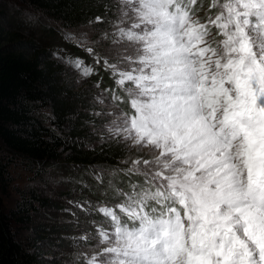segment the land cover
Returning a JSON list of instances; mask_svg holds the SVG:
<instances>
[{
  "label": "snow or ice",
  "instance_id": "snow-or-ice-1",
  "mask_svg": "<svg viewBox=\"0 0 264 264\" xmlns=\"http://www.w3.org/2000/svg\"><path fill=\"white\" fill-rule=\"evenodd\" d=\"M66 39L112 81L91 131L139 153L79 264H264V0H111Z\"/></svg>",
  "mask_w": 264,
  "mask_h": 264
},
{
  "label": "trees",
  "instance_id": "trees-1",
  "mask_svg": "<svg viewBox=\"0 0 264 264\" xmlns=\"http://www.w3.org/2000/svg\"><path fill=\"white\" fill-rule=\"evenodd\" d=\"M37 8L55 17L63 28L86 24L105 11L111 0H30ZM1 14V13H0ZM53 34V33H52ZM51 34V35H52ZM32 42L4 43L0 37V191L8 186L5 154H15L35 162L62 159L67 167L81 171L116 169L126 156L124 147L101 141L91 131L93 110L82 92L60 79L62 72L50 54L32 49ZM75 50L76 48L73 47ZM46 107L53 126L62 135L50 133L38 109ZM67 129L64 130V126ZM97 124V128H98ZM122 177V181L126 178ZM33 201L49 206V200ZM31 200L6 211L0 198V264H48L46 248L63 246L64 226L33 222ZM29 226L22 237L12 223ZM58 241H55V240ZM57 264V263H52Z\"/></svg>",
  "mask_w": 264,
  "mask_h": 264
},
{
  "label": "rangeland",
  "instance_id": "rangeland-1",
  "mask_svg": "<svg viewBox=\"0 0 264 264\" xmlns=\"http://www.w3.org/2000/svg\"><path fill=\"white\" fill-rule=\"evenodd\" d=\"M0 13V37L4 43L32 42V49L47 51L51 59L58 63L62 72L60 79L73 87L74 91L82 92L92 109L99 110L103 107L93 103L97 92L93 85L101 81L102 88L110 87L112 81L108 75L99 70V75H92L87 82H83V78L73 71L69 63V58H79L84 64L93 65L88 52L77 47L74 40L66 39L71 33L84 29L85 24L63 28L55 17L37 8L30 0H0ZM103 27L96 26L95 31L91 32V42L99 39ZM38 110V116L50 128V133L62 135L60 130L53 126L48 108L42 107ZM67 128L65 125L63 129ZM124 151L126 156L123 159L129 156L135 158L139 154L125 147ZM62 161L56 159L40 163L15 154H5L8 186L5 192L0 191V198L6 211L15 210L19 203L31 200L30 217L33 222L44 221L64 226L66 231L62 232L63 246L45 249L48 252V264H79V254L91 252L89 244L85 243L83 238L93 235L95 229L106 223L96 210L105 206L112 207L115 203V189L119 187L127 190L130 185L127 180L122 181V174L114 173V169L81 171L63 165ZM95 173L101 174L102 182L94 178ZM35 195L39 199L49 200V206L45 207L33 201ZM12 223L22 237L29 234L27 224L15 221Z\"/></svg>",
  "mask_w": 264,
  "mask_h": 264
}]
</instances>
